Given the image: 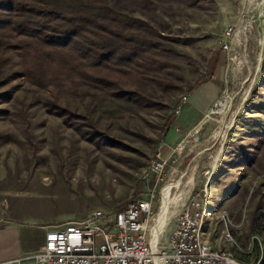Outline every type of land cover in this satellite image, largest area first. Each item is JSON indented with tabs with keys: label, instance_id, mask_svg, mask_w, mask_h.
I'll use <instances>...</instances> for the list:
<instances>
[{
	"label": "rangeland",
	"instance_id": "1",
	"mask_svg": "<svg viewBox=\"0 0 264 264\" xmlns=\"http://www.w3.org/2000/svg\"><path fill=\"white\" fill-rule=\"evenodd\" d=\"M95 1L147 22L170 50L114 74L142 96L134 100L67 79L47 88L12 84L13 100L0 105V230L16 225L24 240L9 237L0 253L14 255L25 241L22 260L35 262L50 228L97 211L113 220L138 198L154 201L153 244L170 187L176 201L159 228L161 245L180 213L199 204L201 236L245 264H264V0ZM53 100L82 118L50 112ZM159 150L166 182L149 174Z\"/></svg>",
	"mask_w": 264,
	"mask_h": 264
},
{
	"label": "trees",
	"instance_id": "2",
	"mask_svg": "<svg viewBox=\"0 0 264 264\" xmlns=\"http://www.w3.org/2000/svg\"><path fill=\"white\" fill-rule=\"evenodd\" d=\"M164 41L147 22L119 12L109 2L0 0V105L13 100L18 87L12 84L20 79L43 88L67 79L127 100L142 98L123 89L114 74L157 63V57L170 50ZM220 65L218 56L213 75ZM45 106L70 121L82 118L55 100Z\"/></svg>",
	"mask_w": 264,
	"mask_h": 264
},
{
	"label": "built area",
	"instance_id": "3",
	"mask_svg": "<svg viewBox=\"0 0 264 264\" xmlns=\"http://www.w3.org/2000/svg\"><path fill=\"white\" fill-rule=\"evenodd\" d=\"M233 33L230 27L224 50H230ZM167 163L162 151L152 158L149 174L157 182L168 180ZM192 204L195 206V201ZM153 213L154 201L138 198L128 202L113 220L97 211L84 220L50 228L44 245L32 257L36 264H243L235 261L232 252L213 246L206 236H196L201 218L199 204L180 213L167 245L152 244L149 231ZM227 235L232 236L229 231ZM24 258L0 264H17ZM252 264H260V260Z\"/></svg>",
	"mask_w": 264,
	"mask_h": 264
},
{
	"label": "crops",
	"instance_id": "4",
	"mask_svg": "<svg viewBox=\"0 0 264 264\" xmlns=\"http://www.w3.org/2000/svg\"><path fill=\"white\" fill-rule=\"evenodd\" d=\"M186 112H188V111H185L184 113H186ZM186 120L187 119L185 117H183V119H181V124L184 121H186ZM45 234L46 233H44V235H43V241H45ZM9 237L16 238L17 240H18V238L24 240L23 234L20 233V228L18 226H16V225L6 227V229H4V230H0V242H2L4 240H7ZM25 247H26V242L23 241V244H21V247L19 249H17L18 251L14 255H8V254H5V253H0V262L4 261V260H9V259L24 258L25 256L22 257L21 255L24 252H26ZM23 261H28V260L19 261L17 264H20V263L24 264ZM25 264H36V261L35 262L30 261L29 263H25Z\"/></svg>",
	"mask_w": 264,
	"mask_h": 264
},
{
	"label": "bare ground",
	"instance_id": "5",
	"mask_svg": "<svg viewBox=\"0 0 264 264\" xmlns=\"http://www.w3.org/2000/svg\"><path fill=\"white\" fill-rule=\"evenodd\" d=\"M220 108H219V111H222L223 109H224V107H225V102H221L220 103V106H219ZM218 111V112H219ZM160 154H161V150H159L158 152H156V154H155V156L154 157H159L160 156ZM169 188L170 187H167L165 190H164V195H165V197H167V198H169L170 200L169 201H167L168 203H165V205H164V207H162V210H161V212H160V216H159V218H157V220H156V223H155V226H154V233H153V245H157V242H158V240H159V237H160V232H159V228H160V226H161V224H162V221L164 220V218L167 216V214H168V212H169V209H170V205H171V203L175 200H171V198H170V192H169ZM132 200H130L129 202H131ZM176 201V200H175ZM227 233V232H226ZM196 236L197 237H204V236H201L200 235V230H199V222H198V224H197V227H196ZM206 236V235H205ZM232 237V236H231ZM229 241H230V239H229ZM235 261H237V262H242L240 259H238L236 256H235ZM243 264H245L244 262H243Z\"/></svg>",
	"mask_w": 264,
	"mask_h": 264
}]
</instances>
